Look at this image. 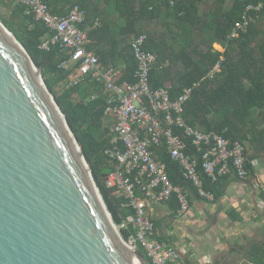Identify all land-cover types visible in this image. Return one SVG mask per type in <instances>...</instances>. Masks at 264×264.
<instances>
[{"label": "trees", "instance_id": "16d2710c", "mask_svg": "<svg viewBox=\"0 0 264 264\" xmlns=\"http://www.w3.org/2000/svg\"><path fill=\"white\" fill-rule=\"evenodd\" d=\"M206 1L46 0V3L54 15H62L74 5L86 11V21L81 26L88 33L86 49L94 52L104 66L121 70L117 81L120 84L137 82L138 64L131 51V41L145 35L144 51L157 56L150 73L151 87L167 88L173 101L186 89H192L184 106L187 123L220 134L229 143L243 144L248 160L246 169L251 176L255 157L251 151H264V128H259L264 124V0H233L231 6L229 0H212L207 13L202 14ZM260 4L259 11L249 13L252 22L248 33L230 39L246 8ZM0 19L26 49L35 66L42 69L49 92L92 167L101 198L114 223L122 224L132 210L125 206V199L107 188L104 180L105 175L116 170V164L106 155L113 142L105 116L110 95L91 78L57 91L56 87L66 84L76 68L62 67L70 55L60 46L51 45L49 51L40 48L54 33L18 1H14L10 17L0 16ZM217 64L220 71L210 77ZM48 74L51 79L47 78ZM198 157L199 170L203 173L202 155ZM158 159L167 164L174 185L197 195L193 184L183 177L179 165L165 151L158 153ZM203 180L205 187L214 191L221 179L212 183L203 176ZM131 233H134L132 228L121 230L124 240ZM138 253L152 264L142 249ZM245 257L246 264H264V244L251 246Z\"/></svg>", "mask_w": 264, "mask_h": 264}, {"label": "water", "instance_id": "95a60500", "mask_svg": "<svg viewBox=\"0 0 264 264\" xmlns=\"http://www.w3.org/2000/svg\"><path fill=\"white\" fill-rule=\"evenodd\" d=\"M19 43L0 19V264H150L116 230L82 147Z\"/></svg>", "mask_w": 264, "mask_h": 264}, {"label": "built area", "instance_id": "2783aa9c", "mask_svg": "<svg viewBox=\"0 0 264 264\" xmlns=\"http://www.w3.org/2000/svg\"><path fill=\"white\" fill-rule=\"evenodd\" d=\"M14 1L24 4L29 14L54 33L40 48L49 51L51 45H58L69 52L70 58L62 67H75L76 71L66 83V88L91 78L102 84L110 95L105 116L109 119L113 142L106 155L110 162L116 164V170L107 175L105 183L116 196L125 199V206L132 210L122 224H115L121 238V230L132 228L134 233L127 240L122 238L132 250L138 252L142 249L152 264H183L178 250L165 248L155 239L150 210L176 196L178 214L182 216L190 210V193L186 188L173 184L168 166L159 161L158 153L165 151L179 165L183 177L193 184L197 195L212 202L215 194L205 188L203 176L212 183L225 177L246 180L249 172L245 146L238 141L229 143L220 134L194 128L187 123L183 116L184 106L192 95V89H186L173 101L167 88L154 90L151 87L150 73L157 56L144 51L145 35L131 41V51L138 64L137 82L120 84L117 81L121 70L104 66L94 52L86 49L88 33L81 26L87 14L79 5H74L64 15H54L46 0ZM261 8L262 4L247 7L230 39L247 34L252 22L249 13ZM219 71L220 64H217L210 77ZM198 154L202 155L203 173L199 170Z\"/></svg>", "mask_w": 264, "mask_h": 264}, {"label": "crops", "instance_id": "0c3cea01", "mask_svg": "<svg viewBox=\"0 0 264 264\" xmlns=\"http://www.w3.org/2000/svg\"><path fill=\"white\" fill-rule=\"evenodd\" d=\"M251 153L253 174L246 180L221 178L213 191L215 201L187 189L190 210L182 216L176 196L151 208L155 239L178 250L183 264H246L247 252L237 248L264 240V151Z\"/></svg>", "mask_w": 264, "mask_h": 264}, {"label": "rangeland", "instance_id": "374dc122", "mask_svg": "<svg viewBox=\"0 0 264 264\" xmlns=\"http://www.w3.org/2000/svg\"><path fill=\"white\" fill-rule=\"evenodd\" d=\"M232 3H233V0H229V5L230 6H231ZM211 5H212V0H207L202 5V8H201L202 14H206ZM13 9H14V1L13 0H0V16L9 18ZM40 70L42 72V78H43V81L45 83V78L43 76V71H42V69H40ZM47 78L51 79L52 76L50 74H48ZM64 88H66V84L65 83H63V84L61 83V84H59L56 87V90L60 92ZM106 120L109 123V119H106Z\"/></svg>", "mask_w": 264, "mask_h": 264}, {"label": "bare ground", "instance_id": "6f19581e", "mask_svg": "<svg viewBox=\"0 0 264 264\" xmlns=\"http://www.w3.org/2000/svg\"><path fill=\"white\" fill-rule=\"evenodd\" d=\"M9 33V32H8ZM10 34V33H9ZM11 35V34H10Z\"/></svg>", "mask_w": 264, "mask_h": 264}]
</instances>
